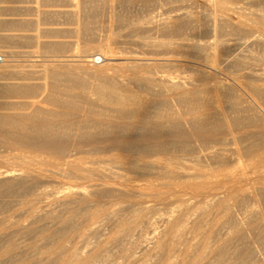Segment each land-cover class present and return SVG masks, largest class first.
Wrapping results in <instances>:
<instances>
[{
  "label": "bare ground",
  "instance_id": "obj_1",
  "mask_svg": "<svg viewBox=\"0 0 264 264\" xmlns=\"http://www.w3.org/2000/svg\"><path fill=\"white\" fill-rule=\"evenodd\" d=\"M61 1L0 5V264H264V0Z\"/></svg>",
  "mask_w": 264,
  "mask_h": 264
},
{
  "label": "rangeland",
  "instance_id": "obj_2",
  "mask_svg": "<svg viewBox=\"0 0 264 264\" xmlns=\"http://www.w3.org/2000/svg\"><path fill=\"white\" fill-rule=\"evenodd\" d=\"M47 1V2H46ZM27 2V1H26ZM32 2V3H31ZM31 3V4H30ZM38 3V4H37ZM108 3V2H107ZM104 4L105 6L102 8V9H100L99 11H101V12H97V15H96V19H94V20H96L97 22H100V23H102L103 21L105 22L106 20V23L108 22V12L109 11H115L116 9H115V7L114 8H111L110 7V3H108V4ZM22 3L21 2H15V5H20V8H21V6H26V5H24V3L21 5ZM26 4V3H25ZM27 4H30V5H32L31 7H33V9L34 8H41L40 10H42V8L43 9H45L46 10V8L49 10L50 8L51 9H58V8H60V7H62V5H66L65 4V2L64 1H61V0H29V2L27 3ZM1 6H3V7H12L13 6V3L11 2V0H2V2H1V4H0ZM12 5V6H11ZM14 5V6H15ZM30 5H27V6H29L30 7ZM39 5V6H38ZM108 5V6H107ZM18 6H17V8H18ZM35 6V7H34ZM37 6V7H36ZM43 6V7H42ZM27 8L26 10H21V11H17V13H18V17L19 18H23V19H25V20H27V21H29V20H31V19H37L36 17H38V15L39 16H43V13H41L40 12V14L39 13H37V11H35V9L33 10H31V7L30 8ZM50 9V10H51ZM111 9V10H110ZM109 10V11H108ZM42 11H44V10H42ZM107 11V12H106ZM103 12H106L105 14H103ZM23 14V15H22ZM103 14V15H102ZM99 15V16H98ZM106 16V20L105 19H103L104 17H102V16ZM22 16V17H21ZM102 17V19H99V18H101ZM40 18V17H39ZM47 18H45V19H41V22L43 21V22H45V23H55V22H57V21H59V20H52V19H47ZM97 19H99V20H97ZM49 20V21H48ZM50 20H52V21H50ZM93 20V21H94ZM62 22V21H61ZM45 26H47V25H45ZM64 26V28H69V26L71 27V25H69V24H64V25H62V27ZM66 26V27H65ZM43 27V26H42ZM30 29H32V28H30ZM122 31V30H121ZM123 31H124V29H123ZM99 32H100V30H99ZM33 33V31L31 30V31H28V34H32ZM102 33V32H101ZM100 33V34H101ZM122 33V35H124L123 34V32H120V34ZM125 33V32H124ZM64 35V36H63ZM73 34L71 33V34H69V32H67L66 31V34H65V31H64V33L62 32L61 33V36L60 37H58V39L60 38V40H73V39H75V37H73L72 36ZM101 35H105V34H101ZM69 37V38H68ZM122 38H125V37H122ZM45 39H49V40H53L52 38H45ZM33 42V41H32ZM90 44H91V42H90ZM93 44V43H92ZM23 45H25L24 47H21V46H23ZM23 45H20V48L19 49H21V50H26V53H27V51H29V55H30V53H31V51H32V53L31 54H33V56L37 59V58H39V59H41V58H48L49 56H47V55H52V56H50L49 57V59H52V57H55V58H59V59H61V58H65V57H67L66 55L68 54V53H60V52H53V54H52V51H43L42 49H40L39 47H38V45L37 44H35V43H25V44H23ZM12 46V44H10V43H2L1 45H0V53H1V55H0V59H5V57H6V59H11L13 62V64H16V63H22L24 60L22 59V58H24L25 60L27 59V57L25 58L24 56H23V54H24V52H23V54H21L22 52H17V49H16V53L14 54L13 52H11V51H13L14 49H13V46ZM83 46H84V44L83 43H79L78 44V46H76L77 47V51H81L82 50V48H83ZM76 47H74L73 48V50H71V51H68V52H74L75 50H76ZM10 48H12V49H10ZM39 48V49H38ZM9 49L11 50L8 54H10V56H12V55H14L13 57H8L9 55L7 54V52L9 51ZM18 49V51H20ZM31 50V51H30ZM39 51V52H38ZM3 53H5L7 56H5ZM13 53V54H12ZM25 53V54H26ZM70 53V54H71ZM2 54H3V56H2ZM12 54V55H11ZM17 54H20V56H18L17 57ZM70 54H68V55H70ZM25 56H28V53L25 55ZM40 56H43V57H40ZM8 57V58H7ZM20 57V58H19ZM14 59V60H13ZM15 59H16V61H15ZM19 59H21L22 60V62L21 61H18ZM38 59V60H39ZM2 61L0 60V63H1ZM107 61L104 59V56L103 55H101V54H98L97 52H96V54L94 55V57H93V61H87V63H89L88 64V66H90L89 68L91 69V68H95V66H101V65H103L104 63H106ZM94 67H93V66ZM92 66V67H91ZM107 67H108V69H107ZM107 67H104L103 69H101V70H103V71H101L100 69H96L95 68V70H92L91 69V71L90 70H82V69H80L79 71H77L76 73L77 74H80V75H85V77H87L88 78V81L89 82H95V81H97V80H99L100 78L102 79V78H104V77H102V75L101 74H103V76H104V74H106V75H112L113 73V75H115V73H117V70H118V66L117 65H111V67L109 68V66H107ZM109 69H111V70H109ZM114 69H115V72H113L114 71ZM117 69V70H116ZM105 70H107V71H105ZM80 71H82V72H80ZM96 71H97V73H100V74H96ZM102 73H101V72ZM104 72H106V73H104ZM75 73V72H74ZM88 73H90V74H88ZM95 73V74H94ZM118 74V73H117ZM83 75V76H84ZM100 77H98V76ZM101 75V76H100ZM108 75V76H109ZM95 76H97L99 79H97V80H95ZM95 81H94V80ZM100 79V80H101ZM78 91V90H77ZM93 96V98H96V97H94V95H92ZM15 99L16 98H11L10 100H14L15 101ZM0 159H1V161H0V167H3V165L4 166H7V167H14V168H19V166L17 165V164H15V163H12L10 160L13 158V157H15V155L17 156L18 154H19V151L18 150H16V149H11V148H8V147H6V146H3V145H0ZM3 147V148H2ZM91 148L90 147H85L84 148V151H89ZM80 155V154H79ZM82 155V154H81ZM8 156V157H7ZM2 158H5L4 160L2 159ZM8 158V160H6ZM5 161V162H4ZM2 163V164H1ZM249 178H251V179H253V177L255 178V177H257V172H255V171H250L249 172ZM251 176V177H250ZM249 183H252V182H250V181H248Z\"/></svg>",
  "mask_w": 264,
  "mask_h": 264
}]
</instances>
